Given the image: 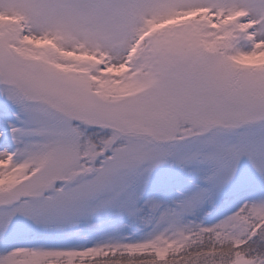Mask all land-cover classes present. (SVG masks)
<instances>
[{"label": "snow or ice", "instance_id": "6c2138e0", "mask_svg": "<svg viewBox=\"0 0 264 264\" xmlns=\"http://www.w3.org/2000/svg\"><path fill=\"white\" fill-rule=\"evenodd\" d=\"M0 264H264V0H0Z\"/></svg>", "mask_w": 264, "mask_h": 264}, {"label": "rangeland", "instance_id": "374dc122", "mask_svg": "<svg viewBox=\"0 0 264 264\" xmlns=\"http://www.w3.org/2000/svg\"><path fill=\"white\" fill-rule=\"evenodd\" d=\"M17 243L26 244L28 243V241L26 239H20L19 241H17Z\"/></svg>", "mask_w": 264, "mask_h": 264}]
</instances>
